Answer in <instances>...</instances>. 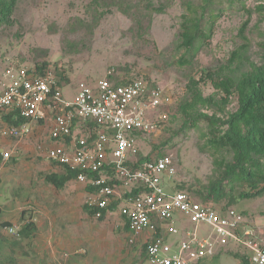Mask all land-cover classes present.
Segmentation results:
<instances>
[{
	"label": "rangeland",
	"instance_id": "1",
	"mask_svg": "<svg viewBox=\"0 0 264 264\" xmlns=\"http://www.w3.org/2000/svg\"><path fill=\"white\" fill-rule=\"evenodd\" d=\"M0 4L9 10L0 18V81L6 67L18 65L53 74L66 99L79 83L104 78L160 88L165 102L149 118L166 117L155 130L136 133L137 158L169 156V189L233 208L264 244V129L231 122L242 80L264 65V0ZM47 122H35L27 138L0 135L4 166L17 163L22 172L14 188L0 176V189L7 200L16 192L25 202L21 213L7 214L9 222L0 219V264H143L145 239L129 241L118 208L97 220L85 211L84 195L81 204L65 206L74 179L62 188L45 181L65 173L45 157L54 147ZM220 252L206 264H242L241 247Z\"/></svg>",
	"mask_w": 264,
	"mask_h": 264
},
{
	"label": "built area",
	"instance_id": "2",
	"mask_svg": "<svg viewBox=\"0 0 264 264\" xmlns=\"http://www.w3.org/2000/svg\"><path fill=\"white\" fill-rule=\"evenodd\" d=\"M164 102L163 91L142 79L82 82L66 99L50 72L10 65L0 81V135L21 139L30 134L31 123L47 120L56 144L46 159L77 172L75 180L87 192L84 206L97 220L118 207L129 241L145 239V264H204L231 244L243 249L246 264H264V244L244 228L236 210L169 189L166 180L174 174L169 156L137 158L136 133L151 132L164 121L165 115L149 118ZM7 116L22 122L8 124Z\"/></svg>",
	"mask_w": 264,
	"mask_h": 264
},
{
	"label": "trees",
	"instance_id": "3",
	"mask_svg": "<svg viewBox=\"0 0 264 264\" xmlns=\"http://www.w3.org/2000/svg\"><path fill=\"white\" fill-rule=\"evenodd\" d=\"M8 13L9 10L8 9L4 10L3 6L0 4V18L2 16L6 17ZM1 20L2 19H0V21ZM37 73L42 74L43 72L41 73L37 71ZM115 84L118 85L123 83H115ZM238 106L239 107L236 114H234L231 117V122L245 119L247 124L250 126L251 130L264 129V65L259 67L257 71L244 77V79L242 80L241 86L238 89ZM5 122L8 124H17V123H21L22 120H18V121L11 120L10 117L7 116L5 117ZM230 140H232V138ZM0 160H1V156H0ZM139 160H144V159H139ZM64 168L67 172L66 175L60 177L54 174L47 175L45 177L46 182L52 184L56 188H60L68 181L76 178L77 172L71 171L66 167ZM232 171L233 169L230 170V173ZM104 173L108 174L109 172L106 169ZM200 202L210 204L206 201H200ZM115 208L116 205H112L110 207V210L113 211ZM84 209L89 213V215L93 216V211L87 209L85 206ZM221 209H226V208H221ZM100 219L102 220L103 217ZM143 252H144V248H143ZM242 264H246V260H242Z\"/></svg>",
	"mask_w": 264,
	"mask_h": 264
},
{
	"label": "crops",
	"instance_id": "4",
	"mask_svg": "<svg viewBox=\"0 0 264 264\" xmlns=\"http://www.w3.org/2000/svg\"><path fill=\"white\" fill-rule=\"evenodd\" d=\"M33 124H35V122L34 123H31L30 124V134L27 136V137H29L31 134H32V132H33ZM46 125H49V122H47V124ZM49 131H50V125H49ZM27 137H25V138H27ZM48 138H49V133H48ZM49 141H51V143H52V145L54 146L56 143L55 142H53L50 138H49ZM4 143H6V140H1L0 139V145H3ZM51 145V146H52ZM25 148V147H24ZM4 162L2 161V159L0 160V176L2 177V180L3 179H6V177L8 178L7 179V183H10L11 184V186L10 187H13L14 188V186L16 185L17 186V184H18V182L20 181V179H21V175H22V172H21V167L17 164V163H15V164H13V165H8V167H5L4 166ZM60 167H62V166H60ZM64 168V167H63ZM65 171V173H64V175H66V170H64ZM50 175V174H49ZM54 175H56V174H54ZM64 175H60V176H64ZM58 176V175H57ZM60 176H58V177H60ZM46 177V176H45ZM75 180V179H74ZM46 181V180H45ZM69 182V181H68ZM67 182V183H68ZM75 182H76V184H75V188L73 189V190H70L69 192H67V194L65 195V202H66V204H65V206H69L71 203H74L75 204V202L76 203H80L81 204V195L83 196L84 195V197L86 196V194H87V192H86V190L84 189V187H83V185L82 184H80L79 182H77L76 180H75ZM48 183V182H47ZM52 185V184H51ZM65 185V184H64ZM64 185L62 186V187H64ZM53 186V185H52ZM62 187H60V188H62ZM15 190H16V188H15ZM12 192H14V190L12 191ZM34 194H36V193H34ZM36 196V195H35ZM18 198L17 196H16V192H15V194H13L12 193V196H11V198H9L8 200H7V198H5L4 197V195L2 194V188L0 189V219H1V221H7V222H9V218L10 217H8L7 216V214H11V213H16V212H20L21 213V211L23 210V207L21 208V206L25 203V202H22V200L20 199V198H18L17 200L16 199ZM25 201V200H24ZM30 204H32V203H30ZM118 207L116 206V208L113 210V211H115L116 209H117ZM68 209H70V208H68ZM9 210H12V211H9ZM118 210V209H117ZM106 217V216H105ZM124 226V225H123ZM125 228V227H124ZM126 229V228H125ZM221 252H219V253H217V255L218 254H220ZM215 257V256H214ZM213 257V258H214ZM213 258H211V259H207L206 261H208V260H212ZM206 261H205V263L204 264H206ZM143 264H145V262L143 263Z\"/></svg>",
	"mask_w": 264,
	"mask_h": 264
}]
</instances>
